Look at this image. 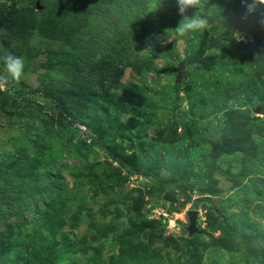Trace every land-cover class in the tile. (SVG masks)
Instances as JSON below:
<instances>
[{
    "label": "rangeland",
    "instance_id": "374dc122",
    "mask_svg": "<svg viewBox=\"0 0 264 264\" xmlns=\"http://www.w3.org/2000/svg\"><path fill=\"white\" fill-rule=\"evenodd\" d=\"M203 4L0 0V264H264V26Z\"/></svg>",
    "mask_w": 264,
    "mask_h": 264
},
{
    "label": "clouds",
    "instance_id": "9594fccd",
    "mask_svg": "<svg viewBox=\"0 0 264 264\" xmlns=\"http://www.w3.org/2000/svg\"><path fill=\"white\" fill-rule=\"evenodd\" d=\"M244 8L242 20L259 13V20L264 26V0H240ZM178 15L181 21L175 27V32L179 37H184L189 33L203 32L208 27V19L201 14L186 15L189 9L200 10L204 7L203 0H176ZM0 62L3 63V70L0 71V90H3L10 82L19 83L24 75L25 61L21 56L11 53L0 55Z\"/></svg>",
    "mask_w": 264,
    "mask_h": 264
},
{
    "label": "trees",
    "instance_id": "16d2710c",
    "mask_svg": "<svg viewBox=\"0 0 264 264\" xmlns=\"http://www.w3.org/2000/svg\"><path fill=\"white\" fill-rule=\"evenodd\" d=\"M16 14H17V10H13L12 13L10 14V18L15 17ZM146 22L147 21L144 22L143 28L145 30H147V31L145 32V30L142 29L143 30V33L142 34H144V36L143 37H140L139 36V37H137V38L134 39L135 49H136L137 52L140 49L144 48V46L146 45L147 39L151 35L150 32H148L149 31V27H148V24H146ZM113 159H117V158L116 157H113ZM123 165L126 166L125 164H123ZM56 189H57V186L55 184L53 185V183H52V184H49L47 187H44V191L43 192H54V191H56ZM28 195L29 194L27 193L25 195V197H24V199L27 200V205H29V196ZM186 200L190 202V198H186ZM202 201H204V200H202V199L193 200L191 202V206L195 208L198 205V203H200Z\"/></svg>",
    "mask_w": 264,
    "mask_h": 264
},
{
    "label": "water",
    "instance_id": "95a60500",
    "mask_svg": "<svg viewBox=\"0 0 264 264\" xmlns=\"http://www.w3.org/2000/svg\"><path fill=\"white\" fill-rule=\"evenodd\" d=\"M196 217H197V212L195 211H190L188 213V221H189V226L187 228L188 234L193 235L194 233L197 232L196 230Z\"/></svg>",
    "mask_w": 264,
    "mask_h": 264
}]
</instances>
